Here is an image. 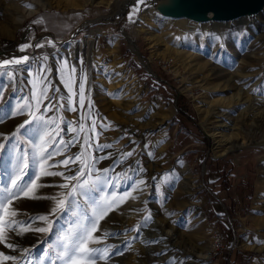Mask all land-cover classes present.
I'll list each match as a JSON object with an SVG mask.
<instances>
[{
	"label": "rangeland",
	"instance_id": "374dc122",
	"mask_svg": "<svg viewBox=\"0 0 264 264\" xmlns=\"http://www.w3.org/2000/svg\"><path fill=\"white\" fill-rule=\"evenodd\" d=\"M122 1L0 0V143L7 145L0 150V189L11 188L17 157H28L26 180L40 174L33 154L45 131L51 134L49 151L61 139L67 147L60 146L48 162L55 166L44 170L75 175L80 161L60 162L83 153L84 163L94 166L81 180L95 181L64 213L53 214L49 199H15L9 211L18 216L5 220L32 219L25 225L29 231L7 232L16 247L0 244V252L17 259L5 264H61L62 238L88 223L85 217L93 216L101 198L115 205L102 219L97 214L92 235L101 239L88 246L113 247L107 260L94 264H129L125 256L141 234L151 245L144 249L147 261L134 264H264V10L254 22L244 15L195 22L172 16L174 0H129L120 14L96 19ZM26 9L36 10L26 16ZM25 56L19 65L2 63ZM45 87L49 100L40 96ZM60 97L65 107L57 103ZM68 97L76 111L68 110ZM49 104L55 107L45 111ZM18 105L21 114L12 115ZM30 114L55 123L12 136ZM124 161L141 167L129 184L120 181ZM66 182L75 183L41 175L37 184L44 187L35 195L64 199L68 189L59 185ZM128 210L133 218L123 219ZM41 216L47 220L37 219ZM106 224L114 225L107 236ZM40 227L49 230L35 231ZM158 227L176 245L160 249L161 256ZM214 230L223 238L217 247Z\"/></svg>",
	"mask_w": 264,
	"mask_h": 264
},
{
	"label": "snow or ice",
	"instance_id": "6c2138e0",
	"mask_svg": "<svg viewBox=\"0 0 264 264\" xmlns=\"http://www.w3.org/2000/svg\"><path fill=\"white\" fill-rule=\"evenodd\" d=\"M142 2V0H141ZM39 22V21H37ZM39 46V45H37ZM23 47H28V45H24ZM28 57L25 56L22 58V60H12V61H4L2 62L3 65L7 64H16L19 65L22 63V61H27ZM66 63V62H65ZM73 72L75 69L72 70ZM62 81L65 84V87L68 88L69 92H72L71 85L63 79V76L61 77ZM84 80L85 77H81V81L79 83V106L82 108L84 106ZM56 91H59V89H56ZM48 88H42L40 91V96L43 97L45 100H49L50 98L47 96ZM65 98L60 97L57 103H60V101H63ZM39 103V101H38ZM72 105V98L68 97V110L69 111H76V107L71 106ZM28 105H24L23 107H27ZM91 101L89 100L88 107L91 108ZM55 107V105L49 104L45 111L50 110V108ZM60 107H65L64 104L60 103ZM21 106H17V110L12 113V115H18L21 114L20 112ZM30 119H25L23 123H21L18 126L17 132L13 133L12 136H16L20 130L29 128L32 131L39 132L40 128L42 126L46 127L52 123H55L54 120H45L43 115L36 116L34 114H30ZM86 117L82 116L81 120H84ZM59 127V126H57ZM96 127V121H92L91 129L90 131H95ZM73 132H77L78 129L71 128L70 129ZM79 131H84V125L83 123L80 124ZM50 133L44 132L42 135H40V141L41 143L39 145H36L35 147L38 149V151L34 152V157L39 158L38 164L41 168L40 174H35V179L32 180H26L25 177L28 175V169H29V160L27 155L23 157H17V164L15 166V172L10 177V183L11 188L8 186H5L3 189H0V244H5V246L9 249H15L16 245L13 243H8L7 240L9 239L7 232L10 230L15 235H21L24 232H27L30 230L29 227H26L25 225H28L30 223V220L32 218H29L28 220H20V219H9L5 220V217H17L18 212L16 210L9 211V206L13 203L15 199L18 197H26L29 199H49L54 202L55 207L52 208V213L54 214L57 210L61 211V213H64L71 208L73 201L75 198L79 195H87V192L95 187V181H90L87 179L81 180V177H83L86 173L91 174V169L94 165L92 164H85L82 160V154H77L74 158L68 157L64 160H62L60 163L67 166L70 162L74 161H80L81 167L78 168L75 175H68L64 176L63 172H55V171H45L44 167L47 164L49 168L54 167V164L48 163L49 161H52L54 155L59 154L60 146L67 147V144L61 139L60 146H57L56 151H49L45 145L48 143V140L46 138L50 137ZM5 140H9L10 137L5 136ZM84 143L87 144L89 147L91 146L89 144V136L85 134L84 136ZM96 147H110V145H96ZM0 150H7V145L0 143ZM128 155H131V153H128ZM105 172L108 170H104ZM63 176L65 181L68 182H75V183H64L62 185H59V187L68 189L67 196L64 199H58L57 196L53 195L51 197H41L35 195V192L38 188L44 187V185H38L37 181L40 179V176ZM99 177H97V180ZM142 183V181H141ZM14 189V191H13ZM62 195V194H61ZM127 195V193H126ZM68 197H71L72 199L69 200ZM115 205V201L109 202L107 198H101L99 202H95V207L93 208V216L85 217V219L88 221L87 224H80L76 226V229L73 230L71 235H66L62 238V243L59 245L61 248V251L58 253V259L61 261V264H94V261L96 259L100 260H107L109 258L110 250L113 246L109 245L106 248H93L89 247V243H98L100 241V237H93V233L97 230L96 229V216L99 214V218L102 219L104 215H107V210H110L111 207ZM150 217H146L145 219H149ZM39 220H47V217L41 216L38 217ZM7 225V227H6ZM91 225V227H89ZM20 229L19 231L17 229ZM49 229L45 227L36 228L35 231L38 232H47ZM108 234L106 233L105 236ZM25 252L28 250L25 249ZM17 259L14 255H5L3 252H0V264H5L7 261H15Z\"/></svg>",
	"mask_w": 264,
	"mask_h": 264
},
{
	"label": "bare ground",
	"instance_id": "6f19581e",
	"mask_svg": "<svg viewBox=\"0 0 264 264\" xmlns=\"http://www.w3.org/2000/svg\"><path fill=\"white\" fill-rule=\"evenodd\" d=\"M122 1V0H121ZM131 1V0H130ZM128 2H129V0H124V1H122L121 3H119V4H116V6L113 8V9H111V11H110V14H108V15H106V16H102L101 15V17H98V18H96L97 20L98 19H111V18H113V16L114 15H117V14H120L123 10H124V8H125V6L128 4ZM113 5V4H112ZM36 9H26V16H28V15H30L31 13H33L34 11H35ZM264 10V6L259 10V11H257V12H254V13H250V14H246V15H244V17L243 18H245L246 20H249L250 22H254L255 21V19L256 18H258V15L262 12ZM109 13V12H108ZM193 18H188V19H192V20H194L195 22H200V21H206V20H210L211 19V13L210 12H205V13H202V14H194L193 16H192ZM118 18V17H117ZM260 18V17H259ZM96 19H94V20H91L90 22H95L96 21ZM114 20V19H113ZM208 20V21H209ZM262 20V19H261ZM112 22V21H111ZM193 22V21H192ZM185 24V23H184ZM191 26V25H190ZM257 26H258V24H257ZM121 29V28H120ZM121 34V33H120ZM123 36V35H122ZM124 37L126 38V40L130 43V40H129V38H128V36L126 35V34H124ZM71 43H72V41H71ZM71 43H67V44H63V46L61 47V48H64L65 46H67L68 44L70 45ZM133 51H134V48H133ZM136 52V51H135ZM69 59H70V57H69ZM17 85V87L18 88H16V91L18 92V93H20L21 91H22V89H21V84L20 83H17L16 84ZM138 140V137L137 138H131V140H132V142H134V140ZM71 146L72 147H74L73 146V144H71ZM108 149H111V147H108ZM124 163V164H123ZM121 165H122V167L124 168V169H126L127 171L125 172L126 174L121 178V180L120 181H123L124 183H131V182H133V180H135L136 179V176H139L141 173L139 172L140 170H141V167H140V165L139 164H137V162H134V161H130L129 163H126L125 161L123 162ZM98 166H99V164H98ZM135 171L137 172V173H135ZM133 214H132V212L131 211H126L125 213H124V217H123V219H130V218H133ZM122 225H124L125 223L123 222V221H121L120 222ZM152 224V226H154L155 227V225L156 224H154V222H152L151 223ZM113 227H114V225L112 224V226H110V225H108V224H106V226L104 227V235L107 233V232H109V231H111L112 229H113ZM158 229H159V227H158ZM159 240L160 241H164V243L163 244H167L168 246L166 247H164V245L163 244H160L159 245V247H157V250H159L160 251V249H170V248H175L176 247V245H175V242L171 239L172 237H170V238H168V236H167V234H166V232H162L160 229H159ZM32 234H34L33 232L31 233V235ZM141 234V233H140ZM157 234V233H156ZM147 235V234H146ZM146 235H144V234H141V236L138 238L139 240H140V243L137 245V244H133L132 245V247H131V249H130V251H128V254L125 256V259H127L128 260V262H129V264H134V263H137V262H144V261H147V259L145 258V255H144V252H145V250L144 249H147V247L149 246V245H151V244H149V243H147L145 240H147V238H146ZM11 237V236H10ZM29 237H31V236H29ZM150 238V237H149ZM148 238V239H149ZM22 239V238H21ZM24 239V238H23ZM24 241V240H23ZM8 242V241H7ZM26 242H29L28 240L26 241ZM25 241H24V244L26 243ZM150 242V241H149ZM9 243V242H8ZM28 245H29V243H28ZM3 247L4 248H7L6 246H5V244H3ZM150 248H152V246H150ZM8 251V250H7ZM18 251V250H17ZM16 251V252H17ZM158 251V255H160L161 254V251L159 252ZM22 252V251H21ZM150 252V251H149ZM148 253V252H147ZM132 254L133 255H135L136 256V258L134 257V256H132ZM148 254H150V253H148ZM153 254L155 255L156 254V252H153ZM161 256V255H160ZM202 259H205V258H209V256H205V255H203V256H200ZM148 258V257H147ZM154 258V257H153ZM152 258V259H153Z\"/></svg>",
	"mask_w": 264,
	"mask_h": 264
},
{
	"label": "water",
	"instance_id": "95a60500",
	"mask_svg": "<svg viewBox=\"0 0 264 264\" xmlns=\"http://www.w3.org/2000/svg\"><path fill=\"white\" fill-rule=\"evenodd\" d=\"M175 18H193L194 14L211 13V20H232L259 11L264 0H174Z\"/></svg>",
	"mask_w": 264,
	"mask_h": 264
},
{
	"label": "built area",
	"instance_id": "2783aa9c",
	"mask_svg": "<svg viewBox=\"0 0 264 264\" xmlns=\"http://www.w3.org/2000/svg\"><path fill=\"white\" fill-rule=\"evenodd\" d=\"M223 238L222 235L219 234L217 230L213 231V245L217 247V245H220Z\"/></svg>",
	"mask_w": 264,
	"mask_h": 264
}]
</instances>
